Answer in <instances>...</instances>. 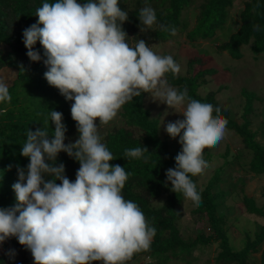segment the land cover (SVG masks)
Returning <instances> with one entry per match:
<instances>
[{"label":"clouds","instance_id":"obj_1","mask_svg":"<svg viewBox=\"0 0 264 264\" xmlns=\"http://www.w3.org/2000/svg\"><path fill=\"white\" fill-rule=\"evenodd\" d=\"M35 15L37 21L22 33L26 55L41 61L34 48L39 41L45 79L73 101L70 114L78 138L65 143L63 114L54 109H48L51 132L49 121L26 130L20 154L29 163L17 168L11 186L15 204L0 207V244L15 237L30 251L33 264H127L135 253L150 248L156 228L148 225L137 203L122 195L129 173L110 164L116 158L102 142L99 126L113 121L126 102L142 93L181 109V118L164 125L181 145L165 178L173 191L200 203L201 190L190 172L208 163L202 146L223 139L227 120L219 103L213 112L211 99L189 97L187 88L169 84L165 74L181 70L171 55L155 53L143 39L130 46L122 28L128 12L120 0H42ZM139 21L145 26L141 31L151 28L157 22L154 8L142 7ZM165 30L176 33L174 27ZM10 100L8 83L0 78V104ZM6 110L0 107V113ZM61 152L80 165L74 180L66 176L64 163H57ZM144 152L149 151L143 146L126 149L129 157Z\"/></svg>","mask_w":264,"mask_h":264},{"label":"trees","instance_id":"obj_2","mask_svg":"<svg viewBox=\"0 0 264 264\" xmlns=\"http://www.w3.org/2000/svg\"><path fill=\"white\" fill-rule=\"evenodd\" d=\"M193 2L194 0H120V7L128 12V19L122 25L127 33L128 43L134 46L139 39H143L150 47L157 39L166 40L174 36L165 30L174 27L176 32L186 30L192 42H212L221 37L218 46L212 48L218 53L227 52L234 59L244 56V46H250L256 56L264 52V0H202L196 23L189 28L183 14ZM235 2H239L242 7L239 12V27L232 31L230 27H225L230 17V8ZM41 4L42 0H0V69L9 66L18 70L16 78L9 85L11 100L0 104V107L7 109L0 113V207H10L16 202L11 186L18 179L17 168L26 167L29 163V159L20 154L28 128L35 130L49 121L47 126L51 132L54 125L50 121L48 109H54L63 114V122L67 127L65 143L70 142L69 134L77 131L76 122L70 114L73 101L66 100L44 77L47 67L43 63L44 50L39 41L34 46L41 53L42 59L38 62L28 58L27 49L22 42L23 30L37 21L35 10ZM146 4L154 8L157 22L151 28L141 31L140 27L145 26L140 25L139 10ZM161 25L165 28H161ZM255 25L260 26L259 31L255 30ZM3 44L8 45L7 50L1 49ZM197 62L203 63V57H195L189 61L188 74L166 73L168 82L177 85L178 90L187 88L189 97L211 99L213 112L216 111L215 104L219 103L220 114L227 120L226 130H233L242 138L243 148L236 154L231 153L230 148L226 149L225 156L231 154L232 160L226 159V164L216 169L204 188L198 184L196 171L190 172L201 190V202H193L194 211L206 216L212 232L185 237L179 227V220L183 215L179 205L190 196L181 190L173 191L171 182L165 178V171L175 164L174 157L181 145L172 150L169 141L161 138L160 120L152 116L146 106V93L126 102L122 106L121 115L127 126L108 131L101 138L116 158L110 164H119L129 173L122 195L137 203L148 225L156 228L150 248L135 253L127 264L148 257L151 259L150 263L144 264H169L178 260L189 264L199 259L198 255H194L195 250H203L216 242V264H254L257 252H260L258 264H264V223L253 234L246 229L243 244L238 247L231 240L228 218L221 211L227 195V189L224 188L227 178L223 174L227 173L229 162L237 161L246 150L251 155L246 170L264 174V143L260 139L264 134V124L253 128L251 116L255 109L254 100L258 95L255 91L242 87L241 92L246 99L242 113L244 120L238 122L232 117L231 110L220 103L216 91L206 94L199 91V87L207 81L206 74L215 72L216 68H201L194 73ZM140 146L147 148L149 152H144L138 158L126 155V149ZM60 162L65 165L66 176L74 180L79 163L64 152L57 157V163ZM219 183L223 187L215 189ZM242 201L249 213L264 217V207L257 204L255 197L244 194ZM10 250H14L15 254L10 255ZM0 264H33V257L29 250L12 237L0 244ZM93 264L101 262L94 261Z\"/></svg>","mask_w":264,"mask_h":264},{"label":"rangeland","instance_id":"obj_3","mask_svg":"<svg viewBox=\"0 0 264 264\" xmlns=\"http://www.w3.org/2000/svg\"><path fill=\"white\" fill-rule=\"evenodd\" d=\"M202 0H194V2L184 10L183 17L188 21L189 28L196 23V16L199 11V5ZM239 2L230 8V17L226 23V27H230L232 31L239 27V12L241 9ZM219 40L194 41L192 42L187 36L186 30L177 31L174 36L166 40L157 39L151 44L152 50L159 55H171L177 64L180 65L179 74L189 73V61L195 57H203L204 62H197L194 65L193 72L204 68H216L213 73L206 74V83L199 87L202 94L209 91H216L217 97L223 106L231 110V115L238 122H242L243 108L245 104V96L242 95V87L245 86L257 93L254 100V112L252 116V126L256 128L264 124V52L255 55L250 46H244V56L239 59L232 58L229 53H218L212 48L218 46ZM1 49L7 50L8 45L3 44ZM207 59V60H206ZM18 70L14 67L5 66L0 69V78L4 79L8 86L11 85L17 76ZM166 75V74H165ZM167 78V75H166ZM170 84V83H169ZM177 88V85L170 84ZM225 85V86H224ZM155 97L151 93H146L145 104L150 109L152 116L158 117L160 120L159 133L161 138L166 139L170 143L172 150H176L179 146V138L170 137L164 130V125L168 122H174L181 118V109H170L164 103L154 100ZM122 108L119 110L117 117L106 125H100L98 133L100 136L105 135L108 131L115 128L127 126L121 115ZM164 121V123H163ZM99 123L97 119V124ZM163 123V124H162ZM78 138L77 131L69 134L70 142H74ZM264 143V134L260 137ZM204 155L207 157L208 163L202 170L196 171L198 184L204 188L210 178L216 172L218 167L225 165L226 159L232 160L231 154L225 156L226 149L230 148L231 153H238L243 148L242 138L233 130L227 129L223 139L214 144H205L202 146ZM251 155L246 150L244 155L228 163L227 173L223 174L227 178L224 183L226 196L223 200L221 211L227 216V225L232 242L240 247L245 239V230L247 229L253 234L264 223V217L249 213L244 205L242 198L244 194L255 197L257 204L264 207V174H255L246 170L247 162ZM223 187L221 183L215 186V189ZM223 199V198H222ZM182 210V217L179 220V227L185 237L196 236L200 232L210 233V224L206 216L200 212H195V205L190 197H186L179 205ZM217 242L206 247L203 250H195L194 255H198L199 259L193 260L189 264H216L214 257L217 254ZM257 257L254 264H258L260 252L255 254ZM151 259L145 258L142 261L133 260L129 264L150 263ZM169 264H187L182 260L172 261Z\"/></svg>","mask_w":264,"mask_h":264}]
</instances>
